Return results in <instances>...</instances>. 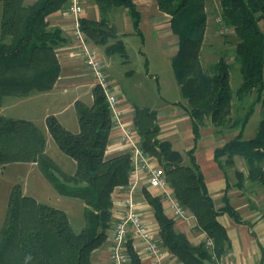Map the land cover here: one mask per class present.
<instances>
[{
	"label": "trees",
	"instance_id": "obj_1",
	"mask_svg": "<svg viewBox=\"0 0 264 264\" xmlns=\"http://www.w3.org/2000/svg\"><path fill=\"white\" fill-rule=\"evenodd\" d=\"M67 0H1L0 18V107L5 96H27L53 88L60 75L57 49L66 38L59 28H49L46 16L61 9ZM99 19H80L87 38L105 46L106 54L125 56V46L109 13L123 7L131 19L133 34L140 37L141 13L133 0H94ZM160 12L169 15L171 32L177 37V50L171 57V69L186 100L191 119L193 146L182 154L168 141L157 138L160 128L156 112L136 107L132 117L140 146L159 160L173 196L195 218L196 227L213 242V253L204 242L194 245L187 236L175 230L174 220L163 209L162 197L144 191L159 227V241L182 264H215L229 240L217 220L227 213L240 221L237 211L227 204L214 207L203 175L194 156L200 128L209 119L215 133L228 125L237 134L214 151V160L226 174L240 156L247 166V177L264 185V32L259 21L264 18V0H218L220 20L232 28L237 40L233 63L238 64L241 82L235 91L230 86L232 64L224 56L214 62L211 72L203 69L200 52L207 24L206 0H155ZM113 40V42H109ZM147 62V60H145ZM93 100L74 102L78 132L67 130L50 114L46 129L56 147L74 164L73 174L62 172L45 152V136L32 122L0 114V171L10 163H35L53 188L63 196L78 198L84 204V224L76 232L65 211L38 202L22 192L15 183L8 194L0 226V264H92V252L107 238L112 218V193L127 185L131 169L128 152L105 156L112 122L100 88H92ZM260 104V119L252 137L244 139L245 127ZM245 105V106H244ZM239 109L243 112L238 114ZM238 115L232 117L233 112ZM238 188L243 174L235 171ZM128 264H142L131 242L126 244Z\"/></svg>",
	"mask_w": 264,
	"mask_h": 264
},
{
	"label": "crops",
	"instance_id": "obj_2",
	"mask_svg": "<svg viewBox=\"0 0 264 264\" xmlns=\"http://www.w3.org/2000/svg\"><path fill=\"white\" fill-rule=\"evenodd\" d=\"M35 1L36 0H25L28 5L34 3ZM82 2L83 9L80 19H99V11L94 0H82ZM133 2L136 4L138 10L141 13V21L142 14L143 18L145 19L144 13H149L151 15L147 18L151 19V21H149L150 25L155 27L157 32H159L162 28H164V30L168 29L171 31L169 25V15L158 10L155 0H133ZM115 9L116 12L120 11V13L124 15L121 23H116V25L113 24L117 33L120 35L121 41L123 42V38L128 36V34H133L132 23L130 17L127 15L126 9L123 7H116L113 8L110 13ZM126 15L129 17V19ZM162 21H167L165 23L167 27H160ZM46 23L49 28H59L66 38L65 44L57 49V57L61 67L59 77L57 78L53 88L49 91L31 92L27 96L19 97L5 96L0 107V114L6 117L32 121L45 136V152L47 154V139L48 136L49 138L51 137L45 126V117L47 115L53 114L67 130L74 133L78 132L79 125L76 117L74 102L76 100H81L88 105L91 104L93 100L92 88L95 85L89 70L84 65L79 54V46L75 37L73 36L74 20L66 12L65 5L58 11L46 16ZM260 28L264 32V29L261 26ZM231 32H233L232 28ZM177 41L178 40L176 37L175 42ZM89 43L90 46H92L99 53L102 59L105 71L112 85V90L116 95L117 106L123 114L122 119L128 126L134 127L132 117L134 114V109L138 106L135 107L133 103L131 104L122 99L123 94L121 87L118 84H115L112 75L107 70L109 65L112 66L114 63H116L117 59H113V56L118 54H106L104 51L105 46L94 45L90 40ZM161 45L163 48L167 47V45H165V41H162ZM119 60L120 59H118V61ZM146 75L154 78L158 85L157 75H150L148 72ZM142 84L143 83H141V85ZM69 91H72L73 93L69 102L65 104L59 103L60 105H58L57 100H59L62 95H66V93ZM183 101L186 100L182 99L181 97L180 99L176 98L175 100H170L166 103L163 102L156 106L147 108L156 112V123L160 128L157 138L161 141H168L174 150H177L176 147L179 146V143L182 141V136H180L182 123L188 122V120L190 121L191 142L189 143V147L187 149L185 148L184 154L179 151L186 160L187 157L185 152L193 146V133L191 119L189 117L188 111L185 109L186 106L184 103H182ZM27 103L29 106L26 105ZM208 120L209 119H205L203 124L204 128H200V137L195 144L194 150L195 160L199 165L207 191L213 200L214 207L216 209H222L228 202V204L232 206L235 211H237L240 217V221H236L227 213H221L217 216V220L225 228L229 240L228 246L219 260L223 262H231L232 264H259L264 261V185H261L256 181H252L247 177V166L245 160L240 156H234V164L232 167L227 169L226 174L222 171V169H220L214 160V151L221 147L226 141L235 136L237 132H234V134L229 137V139H227L225 138L227 136L221 134V132L216 134L214 126ZM119 134V128L113 127L111 129L105 149L106 157H111L126 152V149L119 142ZM248 138L244 137V139ZM57 157L63 161L65 165V171H63L51 157L50 158L64 173L73 174L75 169L74 162L68 161L67 159L64 160L60 155H57ZM151 157L154 165L160 167L159 160L153 156ZM23 164H27L32 168L31 170L37 177V182L40 185L45 188L48 186V183L51 187H53L43 176L35 163ZM35 170H37V174L35 173ZM235 171H239L243 174V185L240 188L234 185L238 181ZM129 182L130 178L128 176L127 185L116 187L112 193V218L110 226L107 230L108 235L105 242L92 252V264H111L109 259V250L113 235V228L114 224L122 215ZM168 189L173 195L169 186ZM133 190L132 196L138 213L144 220L149 230L152 232L153 236L159 240V227L154 219L152 208L147 202L144 194V191H147L152 195L158 196L160 195L159 191L157 189L151 188L147 181L142 178L138 180ZM32 197L36 199L35 196ZM36 200L40 202L38 199ZM162 205L165 214L174 220L175 230L184 233L190 243L194 245L204 242L205 233L196 227L195 218L190 212L189 213L191 214V217L188 219H174L171 215L168 204L163 199ZM129 241L137 253L142 250L143 243L140 240L133 239L130 236L127 243ZM161 246L169 264H182L168 250L166 246H164L162 243ZM140 260L142 264H149L148 259L141 258Z\"/></svg>",
	"mask_w": 264,
	"mask_h": 264
},
{
	"label": "rangeland",
	"instance_id": "obj_3",
	"mask_svg": "<svg viewBox=\"0 0 264 264\" xmlns=\"http://www.w3.org/2000/svg\"><path fill=\"white\" fill-rule=\"evenodd\" d=\"M206 11L207 24L200 52V60L203 69L206 73H210L214 62H216L220 56H224V58L232 64L230 71V86L231 90L235 91L241 82V74L238 69V64L233 63L234 46L237 38L234 33L231 32V28H227L226 31L222 29L218 0H206ZM1 12L0 0V18ZM144 15L145 19L142 14V21L140 24L141 32L143 34V42L139 36L128 34V36L122 39L125 44V56L114 55L113 59H117L116 63L112 66L109 65L107 68L108 72L112 75L115 84H118L121 87L123 94L122 99L131 104L133 103L135 107H153L163 102L166 103L167 101L181 98L179 87L177 85L178 83L171 69V57L177 50V42H175L176 36L172 34L170 30H164V28H162L167 27L165 24L167 21H162L160 26L162 29L157 32L156 28L150 25L149 21H151V19L147 18L151 14L144 13ZM123 17L124 15L121 14L120 11L116 12V9L109 13L110 23L115 25L116 23H121ZM127 18L129 19L128 16ZM259 25L264 29V18L259 21ZM162 41H165L167 47L163 48L161 45ZM109 42L111 43L113 40H110ZM118 59L120 60L118 61ZM145 60H147V62ZM147 72L150 75H157L158 85L154 78L146 75ZM141 83L143 84L141 85ZM72 95V91H69L66 95H62L61 98L57 100L58 105H60L59 103H68L72 98ZM182 103H184L185 106H188L186 101H183ZM26 105L29 106L28 103ZM238 111L239 112L237 113L240 114L243 112V109H239ZM260 111L261 106L258 104L256 105L254 114L246 125L243 135L245 138L253 136L252 134H254L260 119ZM237 113L234 111L232 117L238 115ZM227 126L228 125L226 124L221 127V134H224L227 136L225 138L229 139V137L236 132V129L229 130ZM202 127L204 128V126ZM180 131L182 141L176 149L184 154L185 148L187 149L191 142L189 120L188 122L182 123ZM47 154L63 171H65V165L57 155H60L64 160L67 159L72 162L70 158L65 156L56 147L55 143L49 138V136L47 139ZM184 158L185 157H183V163L187 164L188 160L187 158L186 160ZM31 169L32 168L27 164L10 163L6 164L0 171V226L3 222L6 211L9 189L13 184L19 183L25 194L35 196L40 202L65 211L73 230L76 232L80 231L84 224L82 200L62 196L48 183V186L44 188L37 182V177L33 174ZM35 173H38L37 170H35Z\"/></svg>",
	"mask_w": 264,
	"mask_h": 264
},
{
	"label": "built area",
	"instance_id": "obj_4",
	"mask_svg": "<svg viewBox=\"0 0 264 264\" xmlns=\"http://www.w3.org/2000/svg\"><path fill=\"white\" fill-rule=\"evenodd\" d=\"M82 4V0H67L65 4L66 12L74 20L73 36L78 43L79 54L93 78L94 85L100 88L105 97L112 128H119L120 130L119 142L126 149V152L129 153L131 164L129 172L130 182L124 200L125 205L122 215L114 224L109 259L111 264L129 263L126 244L128 238L131 236L133 239H138L143 243L142 250L137 253L140 259H148L149 264H169L160 241L153 236L137 211L132 196L133 189L139 179H145L151 188L159 191V196L168 204L174 219L185 220L191 217V214L169 191L164 170L154 165L152 157L141 148L140 140L134 127L128 126L122 119L123 114L117 106L116 95L112 90V85L105 71L102 59L99 53L90 46L89 39L80 27V15L83 9ZM222 29L224 31L227 30L223 25ZM204 244L214 255L212 240L205 237ZM213 260L215 264H232L231 262L220 261L216 257ZM259 264H264V261Z\"/></svg>",
	"mask_w": 264,
	"mask_h": 264
}]
</instances>
